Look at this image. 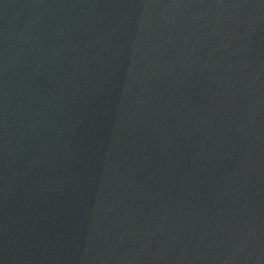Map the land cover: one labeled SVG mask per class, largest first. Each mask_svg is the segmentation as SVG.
<instances>
[{
    "label": "water",
    "instance_id": "obj_1",
    "mask_svg": "<svg viewBox=\"0 0 264 264\" xmlns=\"http://www.w3.org/2000/svg\"><path fill=\"white\" fill-rule=\"evenodd\" d=\"M0 264H264V0H0Z\"/></svg>",
    "mask_w": 264,
    "mask_h": 264
}]
</instances>
